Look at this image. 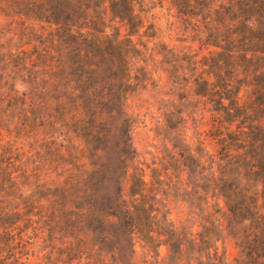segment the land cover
Wrapping results in <instances>:
<instances>
[{
  "label": "trees",
  "instance_id": "trees-1",
  "mask_svg": "<svg viewBox=\"0 0 264 264\" xmlns=\"http://www.w3.org/2000/svg\"><path fill=\"white\" fill-rule=\"evenodd\" d=\"M153 2L0 0L15 257L39 242L62 264H264V0ZM157 7L185 37L163 39ZM143 108L167 133L150 162L130 140Z\"/></svg>",
  "mask_w": 264,
  "mask_h": 264
},
{
  "label": "rangeland",
  "instance_id": "rangeland-1",
  "mask_svg": "<svg viewBox=\"0 0 264 264\" xmlns=\"http://www.w3.org/2000/svg\"><path fill=\"white\" fill-rule=\"evenodd\" d=\"M157 1L158 0H154ZM153 2L151 4H158ZM162 3L167 4V0H162ZM23 5H19V8ZM157 22L159 31L163 39H168L169 36L172 38L180 37L184 35L180 31L171 28L167 23L166 15L164 9L156 8ZM15 23H10L8 18H5L0 14V29L3 30L1 38H5L11 34L10 28L13 27ZM8 30V31H5ZM110 30V29H109ZM5 32V33H4ZM26 40V39H24ZM178 42V40H175ZM12 42H16V38H12ZM143 116L136 118V122L132 129L130 130L131 143L137 150L138 157L140 160L145 162H150L154 154L161 148L163 143V136L167 133L163 130L161 131L159 125L156 122L155 114L156 112L146 111L143 108ZM110 133L107 136L108 141L106 143V150L109 151L114 148V144L118 141L116 128L113 126V122L109 123ZM178 213L177 208H172V215L176 216ZM9 219L7 216L0 215V264H18L16 259L21 261H36L37 259H42L46 264H62V261L58 262L60 256L56 253H49V248L45 246L44 243H34L32 245V250L19 249L17 252V257L13 255L14 245L11 243V236L9 232ZM164 251V248L162 247ZM30 252H33L31 255ZM50 254V255H48ZM47 255V256H46Z\"/></svg>",
  "mask_w": 264,
  "mask_h": 264
}]
</instances>
